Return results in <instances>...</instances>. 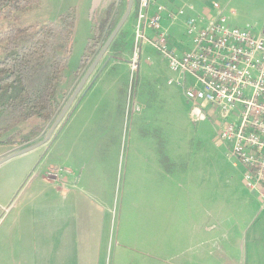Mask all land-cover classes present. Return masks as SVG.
<instances>
[{"label": "rangeland", "instance_id": "rangeland-1", "mask_svg": "<svg viewBox=\"0 0 264 264\" xmlns=\"http://www.w3.org/2000/svg\"><path fill=\"white\" fill-rule=\"evenodd\" d=\"M112 3L116 4L117 26L128 0H42L37 7L11 19L0 18V28L56 22L60 15L75 9L74 47L62 86L67 94L65 106L106 43L98 48L79 79L69 85L93 36L92 18L103 16ZM136 13L137 7L61 123L78 107L92 118L78 137L81 144L103 136L112 148L109 154L116 172L115 185L111 210L106 209V255H100V264H191V240L213 237L219 241L222 222L232 231V253L237 248L238 206L249 193L243 174L229 161L226 149L216 143L212 119L192 121V106L182 89L168 84L175 75L164 57L150 44L136 50ZM136 53L138 69L134 72L131 62ZM55 120L38 139L23 147L43 141ZM31 126L21 124L11 143L0 145V159L23 148H18L17 142ZM65 140L71 142L69 135ZM108 149L103 151L108 153ZM45 158V152L39 151L0 165V264L16 260V172L35 161L39 168L34 175L41 178L49 166ZM51 171L46 173L48 181ZM11 202L10 210L2 209ZM200 222H207L212 234H204L206 226Z\"/></svg>", "mask_w": 264, "mask_h": 264}, {"label": "crops", "instance_id": "crops-1", "mask_svg": "<svg viewBox=\"0 0 264 264\" xmlns=\"http://www.w3.org/2000/svg\"><path fill=\"white\" fill-rule=\"evenodd\" d=\"M154 1L173 14L184 11L175 21L167 14L163 20L170 46L179 52L191 45L186 36L190 20L194 19L204 27L207 19L216 14L215 4L221 6L231 26L255 31L264 28V0ZM138 3L139 0H134V8ZM91 119V114L83 115L76 107L46 145L21 156L45 152L49 166L41 178L34 175L39 168L35 161L24 164L16 172L13 198L16 199L13 253L16 260L7 264H100V255H106L107 235L104 232L108 231L109 224L106 209L112 207L116 172L111 167L109 152L112 148L106 138L88 139L84 144L78 139ZM67 135L71 142H66ZM95 144L98 145L94 149ZM27 147L30 146L19 150ZM103 148H109L108 153ZM168 159L172 160V157ZM233 166L244 175L242 166ZM51 170H61V182L46 180V173ZM248 192L238 206L235 251H229L232 231L222 222L218 229L219 241L206 236L208 240H191V264H264V201ZM12 205L13 202L2 209L8 211ZM200 225L206 226L204 234H212L213 228L207 227V222H200Z\"/></svg>", "mask_w": 264, "mask_h": 264}, {"label": "built area", "instance_id": "built-area-1", "mask_svg": "<svg viewBox=\"0 0 264 264\" xmlns=\"http://www.w3.org/2000/svg\"><path fill=\"white\" fill-rule=\"evenodd\" d=\"M214 9L204 27L190 20L186 36L191 45L179 52L170 46L163 20L167 14L175 21L184 11L173 14L154 0H139L136 50L150 44L164 57L175 75L168 84L182 89L192 121L212 119L216 143L226 149L229 161L244 168L245 187L264 201V28L231 26L221 6ZM131 68L138 69L137 53ZM48 177L61 182L63 175L52 170Z\"/></svg>", "mask_w": 264, "mask_h": 264}, {"label": "trees", "instance_id": "trees-1", "mask_svg": "<svg viewBox=\"0 0 264 264\" xmlns=\"http://www.w3.org/2000/svg\"><path fill=\"white\" fill-rule=\"evenodd\" d=\"M41 1L0 0V18L11 19ZM115 8L112 3L103 16L92 18L93 36L69 85L79 79L116 28ZM76 24L72 8L56 22L0 28V145L11 143L18 126L32 123L17 142L18 148L28 145L42 135L64 107L67 94L62 86L73 52Z\"/></svg>", "mask_w": 264, "mask_h": 264}, {"label": "water", "instance_id": "water-1", "mask_svg": "<svg viewBox=\"0 0 264 264\" xmlns=\"http://www.w3.org/2000/svg\"><path fill=\"white\" fill-rule=\"evenodd\" d=\"M133 9H134V0H128L127 10H126L124 16L122 17L121 21L116 26V28L114 29L112 34L107 39L105 45L103 46L102 50L100 51V53L98 54V56L96 57L94 62L92 63V65L89 68V70L87 71L86 75L83 77V79L81 80V82L77 86L76 90L74 91V93L72 94V96L70 97V99L68 100V102L66 103L64 108L62 109L61 113L59 114V116L57 117L55 122L53 123L49 133L46 136V138L43 141L36 143L30 147H27L25 149H22V150L14 152L10 155H7L6 157H4L3 159L0 160V165L7 163V162H9V161H11L17 157H21V156L26 155L30 152H33V151L39 149L40 147L46 145L52 139L54 133L60 127L63 120L66 118L67 114L69 113V111L74 106L77 98L79 97V95L81 94L83 89L85 88L87 82L89 81V79L92 76L95 69L98 67L100 61L102 60L104 55H106V53L110 49L111 45L114 43L115 39L117 38L120 31L122 30L123 26L126 24L128 19L130 18L131 14L133 12Z\"/></svg>", "mask_w": 264, "mask_h": 264}]
</instances>
